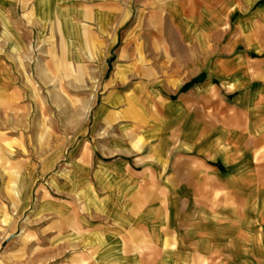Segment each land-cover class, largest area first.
I'll return each instance as SVG.
<instances>
[{
  "label": "crops",
  "instance_id": "1",
  "mask_svg": "<svg viewBox=\"0 0 264 264\" xmlns=\"http://www.w3.org/2000/svg\"><path fill=\"white\" fill-rule=\"evenodd\" d=\"M33 86L99 94L9 190ZM0 159V221L43 220L0 264H264V0H0Z\"/></svg>",
  "mask_w": 264,
  "mask_h": 264
},
{
  "label": "rangeland",
  "instance_id": "2",
  "mask_svg": "<svg viewBox=\"0 0 264 264\" xmlns=\"http://www.w3.org/2000/svg\"><path fill=\"white\" fill-rule=\"evenodd\" d=\"M84 78L86 79L87 77L77 78V87H80L82 84L84 85ZM87 87L90 89V86ZM33 90L24 95L23 101H27V106L13 107L12 109V118L15 122L21 120L28 122L25 125L27 127L28 139L23 141L13 139L11 143H7V149L11 153V156L8 157L9 160H12V165L9 167L10 164L7 162L8 166L6 170L1 171V174L6 179L5 183L9 190L13 188L14 184L17 187L19 186L22 171L20 160H22V157L27 158L30 162V184L36 180L35 178L38 173L37 166L46 162L52 163V160L55 158L53 153L59 148L60 143L52 136L54 122L63 119L67 120L73 114L78 118L91 117L92 109L83 105L84 99H88L89 95L95 99L96 95L99 94L97 90L72 93L64 89L54 93L53 86L45 87L43 90H38L33 86ZM54 99L60 100L59 106L53 105ZM15 103L17 102L14 101ZM70 104L71 106H69ZM20 126V123L14 124L13 133L20 131ZM16 127L18 128L16 129ZM3 161L0 159V163ZM23 161L26 162L25 160ZM2 167L4 168V165ZM36 192L35 186L32 189V202L27 213H21L20 210H17L13 206L9 216L5 220L0 221V250H2L4 244L24 246V253H18L15 258L16 260L30 259L29 255L32 258V254L35 255L36 253V245L38 244L37 230L38 228H42L43 225V220L39 221L36 215L29 217L36 207ZM30 249L34 250V252H29Z\"/></svg>",
  "mask_w": 264,
  "mask_h": 264
}]
</instances>
